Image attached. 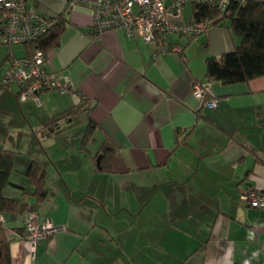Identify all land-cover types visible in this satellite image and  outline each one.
Returning a JSON list of instances; mask_svg holds the SVG:
<instances>
[{
  "label": "crops",
  "instance_id": "0c3cea01",
  "mask_svg": "<svg viewBox=\"0 0 264 264\" xmlns=\"http://www.w3.org/2000/svg\"><path fill=\"white\" fill-rule=\"evenodd\" d=\"M36 1L66 24L48 67L70 86L42 94L40 104L20 101L18 86L2 81L9 58L31 50L0 34V150L16 152L3 192L20 199L17 212L2 214L13 264H264V208L242 199L247 189L264 192V75L206 78V60L234 48L231 30L213 25L191 44L176 35L184 55L155 56L123 27L97 38L85 7ZM195 10L186 4L183 19ZM196 81L209 84L216 107L201 106ZM82 97L85 109L71 114ZM106 141L118 152L111 171L99 172ZM32 160L47 173L42 202L25 175ZM30 213L60 229L32 245L17 230Z\"/></svg>",
  "mask_w": 264,
  "mask_h": 264
},
{
  "label": "built area",
  "instance_id": "2783aa9c",
  "mask_svg": "<svg viewBox=\"0 0 264 264\" xmlns=\"http://www.w3.org/2000/svg\"><path fill=\"white\" fill-rule=\"evenodd\" d=\"M233 0H67L65 11L85 7L91 11L93 30L97 38L107 29L123 27L129 36L138 35L154 46L155 56L176 51L184 55V45L174 41L175 36H185L189 44L197 42L211 26L209 18L184 20L186 4L202 3L225 9ZM244 1V0H242ZM59 15L43 12L36 0H0L1 40L10 45L35 43L58 22ZM49 52L36 47L26 57L12 56L2 85L4 89L18 86L20 101L33 99L42 102V94L59 89L67 91L70 79L61 81L60 75L49 69ZM194 93L202 107L214 108L219 104L209 84L196 81ZM242 199L250 206L264 208V192L255 189L242 191ZM5 218L0 214V223ZM24 239L32 245L47 240L60 227L51 218L41 220L37 213L26 219Z\"/></svg>",
  "mask_w": 264,
  "mask_h": 264
},
{
  "label": "trees",
  "instance_id": "16d2710c",
  "mask_svg": "<svg viewBox=\"0 0 264 264\" xmlns=\"http://www.w3.org/2000/svg\"><path fill=\"white\" fill-rule=\"evenodd\" d=\"M194 19L209 18L213 25L227 26L234 39V48L219 57L211 56L206 60L207 81H221L225 84L249 81L264 75V1L263 0H233L227 8L195 4ZM66 24L61 16L50 31L35 43L26 44L30 47V55L36 47L49 52L59 44L60 37ZM86 98L82 97L80 103L70 109L74 114L85 109ZM95 125L90 121L84 140V148L92 140ZM118 150L109 141L101 147L97 156L96 166L99 172H109L112 159ZM16 152L0 150V214L17 212L20 199L4 195V188L11 183L10 177L14 171ZM25 175L34 185V194L39 202L48 195L47 173L40 164L32 160L29 162ZM263 192V191H261ZM247 203V202H246ZM248 204V203H247ZM249 205V204H248ZM250 206V205H249ZM22 233L23 229L17 228ZM11 233L4 223H0V264H13L11 254Z\"/></svg>",
  "mask_w": 264,
  "mask_h": 264
},
{
  "label": "rangeland",
  "instance_id": "374dc122",
  "mask_svg": "<svg viewBox=\"0 0 264 264\" xmlns=\"http://www.w3.org/2000/svg\"><path fill=\"white\" fill-rule=\"evenodd\" d=\"M23 54V51L17 52V56H21Z\"/></svg>",
  "mask_w": 264,
  "mask_h": 264
}]
</instances>
